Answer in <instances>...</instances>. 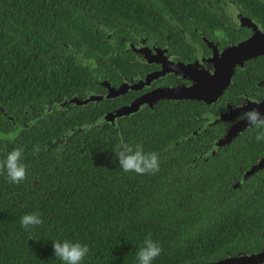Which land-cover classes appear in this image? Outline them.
I'll list each match as a JSON object with an SVG mask.
<instances>
[{"label":"trees","instance_id":"16d2710c","mask_svg":"<svg viewBox=\"0 0 264 264\" xmlns=\"http://www.w3.org/2000/svg\"><path fill=\"white\" fill-rule=\"evenodd\" d=\"M227 1L264 25V0ZM230 23L209 0H0V160L23 146L28 174L16 185L0 173V264H63L55 240L87 244L82 264H138L149 234L162 247L152 264L207 263L264 248V168L243 179L233 161L216 156L211 166L203 158L191 165L203 149L192 151L197 139L177 142L187 121L178 128L181 118L165 106L133 124L91 127L106 102L65 112L61 104L85 86L90 68L75 53L101 64L109 34L114 44L135 33L180 47V29L210 33ZM121 139L157 153L159 171L124 173L114 153ZM27 213L42 224L26 231Z\"/></svg>","mask_w":264,"mask_h":264},{"label":"flooded vegetation","instance_id":"af4514ba","mask_svg":"<svg viewBox=\"0 0 264 264\" xmlns=\"http://www.w3.org/2000/svg\"><path fill=\"white\" fill-rule=\"evenodd\" d=\"M209 1L220 4L231 21L230 25H215L210 33L204 26L193 27L192 31L180 29L181 34L184 35L183 40L186 41V46L180 47L176 44V40L169 41L167 38L148 40L143 38V35L130 36L135 33H127L125 38L122 37L114 44L116 38L109 34L112 44L109 53L106 56L101 55V64L96 61L97 59L90 60L80 53H75L76 61L90 68L84 80L85 86L74 89L76 93L65 98L76 97L88 100L79 105L80 108L99 102L108 104L109 109L104 113L90 117L91 127L105 125L117 127L122 120L133 124L141 118L145 119L154 113L157 114L161 106H165L171 109L176 117L181 118L177 122L178 128L180 123L187 121L181 130H177L185 133L177 139V142L184 140L193 142L192 139H197L195 144L192 143V151H196L195 147L203 149L202 152L194 155L191 165L196 159L203 158L206 165L211 166L210 157L216 156L224 164L233 161L237 169L242 171L243 176L260 159L264 163V141L256 140L257 133L264 129L252 125L247 128H237L242 121H246L242 113L247 109L255 108L252 102L264 101V54L237 64L229 84L217 96L211 94L214 90H207L208 95L205 99L183 96L158 99L150 97L151 93L158 90L190 89V86L194 88L198 84L196 71L213 72L212 59L215 55H220L225 48L253 34L251 29L240 23V17L245 15L234 5L227 0ZM260 26L264 31V25L260 24ZM169 27L177 29L180 25L171 24ZM122 44L125 45L122 49L125 54H120L121 49L117 48ZM49 58L53 57L50 55ZM170 61L174 64L182 63L188 68L182 72L173 71ZM79 90L84 91L81 93ZM118 90L126 91L116 95ZM109 95L111 96L106 99H92V97ZM137 101L139 103L133 112L121 117H110L112 112ZM241 102H245V107H234ZM62 108L63 112L68 110L66 105H62ZM234 130L236 133L232 135ZM244 151L250 157H241ZM256 151L261 155L254 158ZM245 165L248 166L244 167ZM263 168L264 165L258 170Z\"/></svg>","mask_w":264,"mask_h":264},{"label":"clouds","instance_id":"9594fccd","mask_svg":"<svg viewBox=\"0 0 264 264\" xmlns=\"http://www.w3.org/2000/svg\"><path fill=\"white\" fill-rule=\"evenodd\" d=\"M236 108L245 107V102L234 105ZM249 125L264 129V115L257 108L247 109L242 113ZM14 139V136L7 137ZM256 140L264 141V131L256 135ZM115 157L124 173L137 175L155 174L159 171V157L155 152H145L143 145L135 147L125 143L121 139L114 149ZM24 157L23 146L14 147L3 160H0V173L6 174L12 184H20L27 179V168L22 163ZM21 226L29 231L42 224V218L38 213H27L20 218ZM54 256L63 261V264H82L88 256L90 249L87 244L72 242L69 240H55L52 243ZM161 245L154 241L151 235L144 237L143 244L137 253L138 264H152L161 255Z\"/></svg>","mask_w":264,"mask_h":264},{"label":"water","instance_id":"95a60500","mask_svg":"<svg viewBox=\"0 0 264 264\" xmlns=\"http://www.w3.org/2000/svg\"><path fill=\"white\" fill-rule=\"evenodd\" d=\"M240 23L251 29L253 34L231 46L225 48L220 55H215L212 59V63L214 66V71L211 73H206L203 71H196V80L198 84L194 86H190V89H181V90H158L150 94V97L158 99V98H169V97H196V98H204L208 95L207 90H214L211 94L213 96L219 95L223 89L229 84L230 77L233 74L234 68L237 64L243 63L247 59H252L260 54H264V31L261 29L260 23L254 20L253 18L241 16L239 19ZM170 67H172L173 71L182 72L186 70L188 66H185L182 63H172L170 61ZM126 90H118L117 94H121ZM109 96L105 97H92V99H106ZM91 99V98H90ZM88 100L79 99L76 97H71L69 99H64L61 101L62 105L66 106H79L83 103H86ZM208 102V101H207ZM138 101L132 105H127L121 107L120 109L111 113L110 117H121L124 114L129 112H133L134 109L138 105ZM255 108H257L262 115H264V101H254L252 102ZM24 111L27 112V107H24ZM2 112H4L2 110ZM11 120L13 118L11 117ZM242 127H249L248 121H242L238 129ZM236 133V130L232 132V135ZM264 163L260 159L258 163L254 164L250 169H248L243 175V179H246L254 172H256L259 168L263 167ZM264 263V248L258 253H250V254H238L235 256L226 257L214 262L207 263H199V264H263Z\"/></svg>","mask_w":264,"mask_h":264}]
</instances>
